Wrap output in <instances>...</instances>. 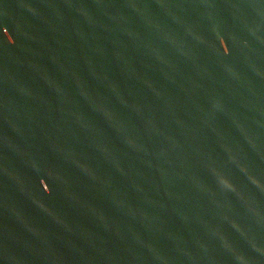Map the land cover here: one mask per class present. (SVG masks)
I'll use <instances>...</instances> for the list:
<instances>
[{"label":"water","instance_id":"1","mask_svg":"<svg viewBox=\"0 0 264 264\" xmlns=\"http://www.w3.org/2000/svg\"><path fill=\"white\" fill-rule=\"evenodd\" d=\"M0 264H264V0H0Z\"/></svg>","mask_w":264,"mask_h":264}]
</instances>
